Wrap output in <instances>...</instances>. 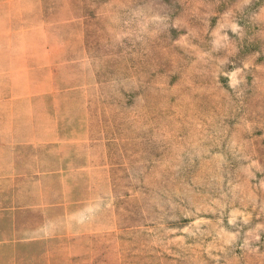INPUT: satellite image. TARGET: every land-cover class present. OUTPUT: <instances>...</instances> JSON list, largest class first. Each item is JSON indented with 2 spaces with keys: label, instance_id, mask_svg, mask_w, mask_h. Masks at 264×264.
I'll use <instances>...</instances> for the list:
<instances>
[{
  "label": "rangeland",
  "instance_id": "obj_1",
  "mask_svg": "<svg viewBox=\"0 0 264 264\" xmlns=\"http://www.w3.org/2000/svg\"><path fill=\"white\" fill-rule=\"evenodd\" d=\"M34 2L108 142L83 234L0 264H264V0Z\"/></svg>",
  "mask_w": 264,
  "mask_h": 264
},
{
  "label": "crops",
  "instance_id": "obj_2",
  "mask_svg": "<svg viewBox=\"0 0 264 264\" xmlns=\"http://www.w3.org/2000/svg\"><path fill=\"white\" fill-rule=\"evenodd\" d=\"M34 1L0 0V256L5 257H15L20 245L83 234L97 209L92 194L97 185L88 177L101 170L108 142L91 134L83 115L88 85L82 42L58 39L56 22Z\"/></svg>",
  "mask_w": 264,
  "mask_h": 264
}]
</instances>
